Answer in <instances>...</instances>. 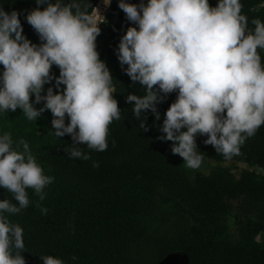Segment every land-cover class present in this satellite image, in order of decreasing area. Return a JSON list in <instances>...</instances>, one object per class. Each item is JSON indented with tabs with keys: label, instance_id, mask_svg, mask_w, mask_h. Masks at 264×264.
<instances>
[{
	"label": "clouds",
	"instance_id": "9594fccd",
	"mask_svg": "<svg viewBox=\"0 0 264 264\" xmlns=\"http://www.w3.org/2000/svg\"><path fill=\"white\" fill-rule=\"evenodd\" d=\"M36 3L44 7L32 9L26 20L39 35V45L23 35L16 10L9 13L0 7V113L19 108L35 121L50 110L55 137L72 138L71 147L64 149L69 158L87 161L91 156L77 145L106 151L108 126L121 119L112 95L113 77L96 48L102 20L97 10L90 14L78 0ZM118 6L137 25L121 37L117 56L127 65L123 71L133 84L145 86L142 96L126 97L134 102L141 129L149 130L145 111L159 120L157 104L176 92L159 126L164 133L160 139L174 142L172 153L182 157L187 168H200L205 155L196 144L199 134L225 159L239 155L246 139L264 125V63L258 52L264 50V22L253 19L250 30L241 0H217L214 7L208 0H147L139 5L118 0ZM53 65L60 70L58 77L51 74ZM53 79L63 90L54 93L50 86L41 95ZM41 101L37 109L34 104ZM54 179L45 174L27 141L20 140L14 149L11 135H0V188L17 202L0 199V264H26L21 255L24 230L5 213L18 214L29 206L27 189L43 201L44 189ZM37 206L47 215V208ZM41 259L42 264H65L52 255Z\"/></svg>",
	"mask_w": 264,
	"mask_h": 264
},
{
	"label": "trees",
	"instance_id": "16d2710c",
	"mask_svg": "<svg viewBox=\"0 0 264 264\" xmlns=\"http://www.w3.org/2000/svg\"><path fill=\"white\" fill-rule=\"evenodd\" d=\"M101 1L78 0L90 14ZM128 2L147 4V0ZM208 2L212 7L217 4V0ZM241 3L250 30L255 27L253 19L264 22V0ZM0 7L9 13L16 10L23 35L32 43H41L26 15L44 5L36 0H0ZM130 26L137 25L127 19L118 0H111L99 24L96 48L113 77L112 95L121 119L108 126L106 151L78 144L91 159H70L64 149L71 147L72 138L69 134L55 137L50 110L35 121H29L19 108L0 113V135L9 133L14 149L20 140L27 141L45 174L55 178L44 189L43 201L34 190L27 189L29 206L18 214L5 213L24 230L21 255L26 264H42L41 257L47 255L65 264H157L173 252L188 254L190 264H264V174L245 169L237 176L223 166L208 173L187 168L183 158L172 153L174 142L160 139L164 133L159 126L176 92L157 104L159 120L150 110L145 111L149 130L141 129V120L133 113L134 102H127L126 97L142 96L145 86L133 84L123 71L127 65L122 66L117 56L119 41ZM258 52L264 63V50ZM50 71L53 77L59 76L58 66L53 65ZM50 86L54 93L65 87L57 89L53 79L44 85L41 95ZM34 100L32 95L30 101ZM43 103L34 106L39 109ZM205 139L206 135L195 137L204 159L235 160L264 169V125L231 159L205 144ZM94 162L99 167H93ZM0 199L17 203L3 188ZM37 205L47 208V215ZM73 255L76 261L71 259Z\"/></svg>",
	"mask_w": 264,
	"mask_h": 264
},
{
	"label": "rangeland",
	"instance_id": "374dc122",
	"mask_svg": "<svg viewBox=\"0 0 264 264\" xmlns=\"http://www.w3.org/2000/svg\"><path fill=\"white\" fill-rule=\"evenodd\" d=\"M107 5L104 4V0H102L95 8L94 12L96 10L98 11L97 16L100 20L104 19L105 11H106ZM93 12V13H94ZM101 23V22H100ZM99 23V24H100ZM98 24V25H99ZM216 166H223L226 168H229L232 170L237 176L240 175V173L245 169H251L254 170L260 174H264V169L257 165H250L243 162L235 161V160H227L223 162L211 160L209 158H205L200 166V168L196 169L199 172L208 173Z\"/></svg>",
	"mask_w": 264,
	"mask_h": 264
},
{
	"label": "water",
	"instance_id": "95a60500",
	"mask_svg": "<svg viewBox=\"0 0 264 264\" xmlns=\"http://www.w3.org/2000/svg\"><path fill=\"white\" fill-rule=\"evenodd\" d=\"M157 264H190V258L185 252H173L165 256Z\"/></svg>",
	"mask_w": 264,
	"mask_h": 264
},
{
	"label": "built area",
	"instance_id": "2783aa9c",
	"mask_svg": "<svg viewBox=\"0 0 264 264\" xmlns=\"http://www.w3.org/2000/svg\"><path fill=\"white\" fill-rule=\"evenodd\" d=\"M108 6V5H107ZM107 8V7H106ZM102 22V21H101ZM99 26V25H98Z\"/></svg>",
	"mask_w": 264,
	"mask_h": 264
}]
</instances>
